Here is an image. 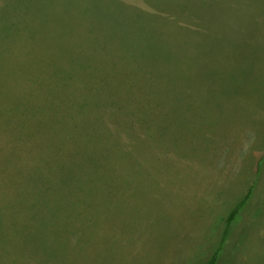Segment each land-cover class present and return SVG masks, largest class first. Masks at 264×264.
I'll list each match as a JSON object with an SVG mask.
<instances>
[{
  "label": "rangeland",
  "instance_id": "1",
  "mask_svg": "<svg viewBox=\"0 0 264 264\" xmlns=\"http://www.w3.org/2000/svg\"><path fill=\"white\" fill-rule=\"evenodd\" d=\"M142 61L151 132L107 101ZM61 97L110 128L103 180ZM252 187L219 264H264V0H0V264H206Z\"/></svg>",
  "mask_w": 264,
  "mask_h": 264
},
{
  "label": "trees",
  "instance_id": "2",
  "mask_svg": "<svg viewBox=\"0 0 264 264\" xmlns=\"http://www.w3.org/2000/svg\"><path fill=\"white\" fill-rule=\"evenodd\" d=\"M202 32L211 33L208 31H202ZM216 34L220 35L219 33H216ZM140 63L142 64H140V67L138 68L150 69V70H147L148 72L147 71L146 72L147 74L149 73L151 74L150 78L143 80V83H144L143 85H144L145 90L142 89L141 91V89H139L138 87L135 88L136 94H138L139 92V96L136 98L135 101H125L123 99H119L121 103L116 102L112 99H107V101L109 102V106L117 108L116 111L118 113H122V114L124 113L126 117L132 116L137 119L138 115L142 113L145 117L143 119L139 117V120L141 121L144 120V122L146 121V123H148L147 125H149L147 129H150V132H151L153 120L151 116L145 110H147L146 107H147V103L149 101L151 92L157 91L155 87L153 86V84L157 82V87L159 89L162 88L163 86V84H160L158 81V79L161 78L160 74H163V73L161 72L159 68H153L147 61H142ZM138 98L144 99L145 100L144 103L141 100L138 101ZM82 99H78L77 97H73L72 99L61 97L58 102L62 106L65 107V109L61 111L60 117H62L61 119H63L68 124L72 122L71 127H72V131L74 135H76L77 129L83 130L81 133V136L77 137V140H78L79 146L82 147V152H84V154H81V159H82L81 161L79 160L74 161L76 166H75V169L73 170L83 171L82 175H84L83 176L84 181L87 183H90L89 182L90 179L88 176L99 174V176L97 177L98 181L103 180V177H102L103 174H108L109 171L113 172L114 170H116V168L113 167L112 165L109 166L110 165L109 163L111 162L107 161L106 152H103L101 150H98V152L96 151L95 145H98V143H95L94 145L87 140V136L92 141L96 139H99L100 141H104V140L111 141V139L113 138L109 134L110 128L108 127V125H106L102 121L103 120L101 118L102 115L99 116L97 113H94L93 111H91L90 105L93 99H89L86 97ZM97 99H101V98H97ZM65 118H68V119H65ZM70 134H71V130H67L66 131L67 138L70 141H74L75 136L70 135ZM117 146H118L116 147L117 150L123 154V147L122 146L119 147L118 144ZM80 153H81V149H80ZM117 155H119L120 157L119 152ZM132 156H135V153H130L129 156L127 155L126 157L131 158ZM88 170H90V174L88 173ZM253 191H254V187L250 188V190L247 191L246 195L241 200L240 204L236 206L227 216L225 237L222 242V245L214 252L210 261L206 264H219L221 252L224 249L226 238L229 235V231L231 227L234 225V223L238 220L243 207L251 199L253 195Z\"/></svg>",
  "mask_w": 264,
  "mask_h": 264
}]
</instances>
